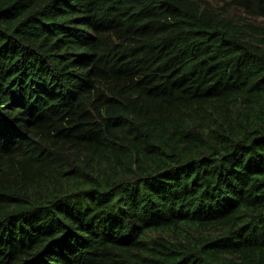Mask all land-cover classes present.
Listing matches in <instances>:
<instances>
[{"label": "trees", "instance_id": "16d2710c", "mask_svg": "<svg viewBox=\"0 0 264 264\" xmlns=\"http://www.w3.org/2000/svg\"><path fill=\"white\" fill-rule=\"evenodd\" d=\"M0 264H264V0H0Z\"/></svg>", "mask_w": 264, "mask_h": 264}, {"label": "rangeland", "instance_id": "374dc122", "mask_svg": "<svg viewBox=\"0 0 264 264\" xmlns=\"http://www.w3.org/2000/svg\"><path fill=\"white\" fill-rule=\"evenodd\" d=\"M221 5H222V4H221ZM229 11H230V13L232 14L233 11H234V9H229ZM237 13H238L239 15H242V16L247 17V15H246L244 12L240 11V10H239ZM250 20L255 21V19H252V18H250ZM256 20H258L257 23H261V22H262V19H261V18L256 19Z\"/></svg>", "mask_w": 264, "mask_h": 264}]
</instances>
